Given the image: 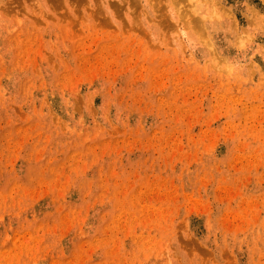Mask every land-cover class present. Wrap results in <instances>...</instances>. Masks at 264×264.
Segmentation results:
<instances>
[{
    "label": "rangeland",
    "instance_id": "rangeland-1",
    "mask_svg": "<svg viewBox=\"0 0 264 264\" xmlns=\"http://www.w3.org/2000/svg\"><path fill=\"white\" fill-rule=\"evenodd\" d=\"M0 264H264V0H0Z\"/></svg>",
    "mask_w": 264,
    "mask_h": 264
}]
</instances>
